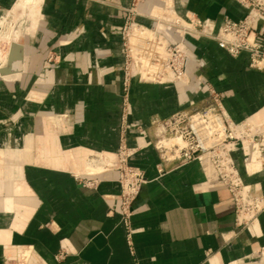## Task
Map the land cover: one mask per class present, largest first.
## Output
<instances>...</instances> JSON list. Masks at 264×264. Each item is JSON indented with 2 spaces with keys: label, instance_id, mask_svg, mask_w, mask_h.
I'll list each match as a JSON object with an SVG mask.
<instances>
[{
  "label": "crops",
  "instance_id": "1",
  "mask_svg": "<svg viewBox=\"0 0 264 264\" xmlns=\"http://www.w3.org/2000/svg\"><path fill=\"white\" fill-rule=\"evenodd\" d=\"M17 1L0 0V20ZM37 2V22L24 35L23 71L0 80V264H264L251 256L264 250V213L241 230L230 193L207 183L197 163L159 173L150 127L202 106L208 83L233 122L264 130V74L248 67L246 54L233 58L214 41L191 37L189 84L133 78L124 106L120 28L132 0ZM163 10L216 28L245 14L234 0L142 6L144 14ZM50 53L54 62L47 61ZM124 123L126 144L136 149L131 165L148 180L133 204L130 240L116 182ZM246 155L237 145L244 182L264 198V173L247 175ZM88 175L102 180L96 189L76 179ZM61 251L67 256L56 260Z\"/></svg>",
  "mask_w": 264,
  "mask_h": 264
},
{
  "label": "built area",
  "instance_id": "2",
  "mask_svg": "<svg viewBox=\"0 0 264 264\" xmlns=\"http://www.w3.org/2000/svg\"><path fill=\"white\" fill-rule=\"evenodd\" d=\"M234 1L245 10L244 16L237 21L225 19L216 28L210 20L182 17L172 10L144 14L145 0H132L131 6L125 9L121 29L124 106L132 78L160 85L189 84L187 40L191 37L212 40L233 58L246 54L248 67L264 74V0ZM138 17L149 19L153 27L142 25ZM205 87L207 98L202 108L180 110L151 122L152 145L160 159L158 172L197 163L207 183H219L230 193L235 226L248 229L264 213V198L252 195L251 187L241 176L234 151L239 144L247 149L243 160L247 175L264 173V130L255 129L247 122H233L223 106V96L210 84L206 83ZM125 131L124 123L117 149L116 182L120 189L119 214L130 240L133 203L148 181L142 171L131 165L136 149L127 146ZM251 163L257 165L256 169H248ZM76 179L87 189H96L102 181L90 175ZM263 251L258 250L251 256L264 262ZM66 256L61 251L55 258L63 260Z\"/></svg>",
  "mask_w": 264,
  "mask_h": 264
},
{
  "label": "bare ground",
  "instance_id": "3",
  "mask_svg": "<svg viewBox=\"0 0 264 264\" xmlns=\"http://www.w3.org/2000/svg\"><path fill=\"white\" fill-rule=\"evenodd\" d=\"M22 16L29 17L30 22H31L30 23L31 26H35V24L37 22V18H38V2H37V0H24V1L18 2L14 6V8L12 9L11 14L0 21V36L1 35H3V36L4 35H8V36L17 35V36H19L20 33L17 32V30H15L14 27H15L16 23L18 22V20ZM17 39L11 38V37L9 38L8 44H7V50L5 52L0 51V54L3 58L4 57L7 58L10 45L13 42H16ZM14 65L19 66L20 63H15ZM16 75L17 74H15L13 76H16ZM0 77H3V78L5 77L7 80H11V81L13 79L12 76H2L1 74H0Z\"/></svg>",
  "mask_w": 264,
  "mask_h": 264
},
{
  "label": "rangeland",
  "instance_id": "4",
  "mask_svg": "<svg viewBox=\"0 0 264 264\" xmlns=\"http://www.w3.org/2000/svg\"><path fill=\"white\" fill-rule=\"evenodd\" d=\"M20 1H24V0H18L17 2H20ZM38 8H39V5H38ZM11 12H12V10H9V11H7V12H5V14L3 15V17H2V19L1 20H3L5 17H7V16H9L10 14H11ZM39 13V12H38ZM124 13H125V10H124ZM179 15V14H178ZM125 16H126V14H124V20H125ZM183 17H185V16H183ZM38 19V18H37ZM0 20V21H1ZM149 20V19H148ZM31 22H30V19H29V17H26V16H22L19 20H18V22L16 23V25H15V27H14V29L15 30H17V32H19L20 34H19V36H17V35H10V36H8V35H1L0 36V51H2V52H5L6 50H7V44H8V40H9V38L11 37V38H18L17 40H18V43L19 44H21V45H23L24 44V42H25V37H24V35L25 34H28L29 33V31L31 30V29H33L34 27L33 26H31V24H30ZM124 24V23H123ZM27 26V27H26ZM37 27V26H36ZM123 27V26H122ZM122 27L120 28V35H121V29H122ZM27 31V32H26ZM32 31V30H31ZM121 40H122V38H121ZM47 61L48 62H54L55 61V58L53 57V55L50 53L49 55H47ZM6 62H7V58H3L2 56H1V54H0V68H3L4 66H5V64H6ZM22 66H23V62H22ZM22 71H23V69H22ZM122 73H123V71H122ZM20 74V73H19ZM19 74H17L16 76H12L13 77V79L12 80H14L15 78H17L18 77V75ZM133 79V78H132ZM0 80H5V81H11V80H7L5 77L3 78V77H0ZM203 107V105L202 106H200L199 108H202ZM198 108V109H199ZM145 175V174H144ZM147 179V178H146ZM148 181V180H147ZM119 192H120V189H119ZM141 192V191H140ZM140 194V193H139ZM119 195V194H118ZM139 196V195H138ZM137 196V197H138ZM136 200V199H135ZM134 204V203H133Z\"/></svg>",
  "mask_w": 264,
  "mask_h": 264
},
{
  "label": "water",
  "instance_id": "5",
  "mask_svg": "<svg viewBox=\"0 0 264 264\" xmlns=\"http://www.w3.org/2000/svg\"><path fill=\"white\" fill-rule=\"evenodd\" d=\"M24 49L23 45L16 42H13L9 47V52L7 56V62L3 68L0 69V74L2 76H13L22 72ZM15 63H20L19 66H15Z\"/></svg>",
  "mask_w": 264,
  "mask_h": 264
}]
</instances>
